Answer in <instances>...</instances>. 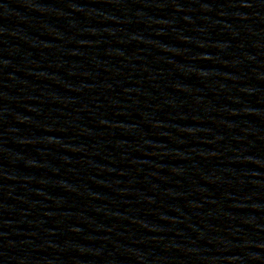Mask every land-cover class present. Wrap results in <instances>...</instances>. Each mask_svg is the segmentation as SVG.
<instances>
[{"label":"water","instance_id":"95a60500","mask_svg":"<svg viewBox=\"0 0 264 264\" xmlns=\"http://www.w3.org/2000/svg\"><path fill=\"white\" fill-rule=\"evenodd\" d=\"M0 264H264V0H0Z\"/></svg>","mask_w":264,"mask_h":264}]
</instances>
